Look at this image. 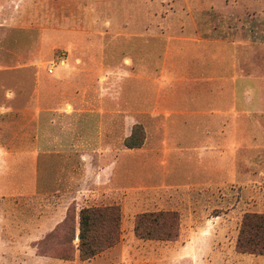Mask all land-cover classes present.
<instances>
[{"label":"rangeland","instance_id":"374dc122","mask_svg":"<svg viewBox=\"0 0 264 264\" xmlns=\"http://www.w3.org/2000/svg\"><path fill=\"white\" fill-rule=\"evenodd\" d=\"M188 22L214 42L169 44ZM207 70L220 74L221 111L180 137L204 155L162 156L154 142L185 129L179 114L168 124L165 99L212 85ZM261 89L264 0H0V264H264L236 249L245 213L264 212ZM136 124L149 153L125 146ZM107 205L120 240L82 260L79 212ZM152 211L176 212L174 240L136 234Z\"/></svg>","mask_w":264,"mask_h":264},{"label":"trees","instance_id":"16d2710c","mask_svg":"<svg viewBox=\"0 0 264 264\" xmlns=\"http://www.w3.org/2000/svg\"><path fill=\"white\" fill-rule=\"evenodd\" d=\"M143 127L136 124L125 139L128 148L144 144ZM176 212H144L136 220L135 232L140 238L174 240L178 233ZM79 233H76V229ZM120 209L116 205L83 207L79 212V225L73 227L71 241L78 239L79 257L89 260L120 240ZM236 249L240 253L264 255V212L245 213L238 234Z\"/></svg>","mask_w":264,"mask_h":264},{"label":"crops","instance_id":"0c3cea01","mask_svg":"<svg viewBox=\"0 0 264 264\" xmlns=\"http://www.w3.org/2000/svg\"><path fill=\"white\" fill-rule=\"evenodd\" d=\"M173 13H177V12H171L167 17H164V18L165 19L166 18L171 19V16H173ZM150 17H152V19H154V20H157L158 18L163 17V16L160 14L158 16L153 14L152 16L150 15ZM154 24H155L154 26H156V25H158V22L155 21ZM191 24H192L191 22H188V25H190V28L187 29L185 27L187 30V34H185V36H182V37H173L172 36L171 38H169L168 43L172 44L171 42L175 41V39L176 40H182V41H185L188 43H194V44H197L201 41L208 42L210 40V39H206V38H201L200 36H198L196 34V32H193V34L188 33L192 29ZM138 27H139V25L134 22L129 26L128 29L136 30ZM195 27H193V28H195ZM152 29H154V28H152ZM169 29L171 32H173L174 27L170 26ZM123 34H125V33L123 32ZM129 34H130V36H135L136 32L135 31L129 32ZM195 34L197 36H195ZM210 41H212V40H210ZM212 42H214V41H212ZM204 58H207V57H204ZM233 65L235 66V71H234L235 75L233 77L236 78V71H237L236 70V66H237L236 60H234ZM206 72L209 75V77L212 78V81H211L213 83L212 85L206 86L207 88H205V89L203 88V89H201V91H197V90L196 91H190L188 93V96H185V97H181L180 95H177V93H174L175 95L170 93V95H168L167 98L165 99L164 107H165V111H166V118L168 120V124H169V116L179 114V115H181L180 124L183 125L185 127V129L184 130L183 129H174L171 132H167V135L165 136V138L161 142H159V144H156V142H154V145L157 149H159V146L163 147V150H162L163 154L161 153L162 156L170 157L173 154L180 156L181 153H183L184 151H187L188 153H191V154H195V153L199 154L201 152L200 154L202 156L204 155V153H203L204 149L202 148L203 147L202 145H201V149H199L200 147H198L197 144H195V143H192V144L187 143L183 147L180 137L183 136L185 132H186L187 136L189 137V139L191 137L196 138L200 134L199 127L205 126L206 121H205V118L203 116L199 117V115L206 113V111H204L205 109H207L208 112H212L213 115L218 114L217 112L221 111V107H220V95L222 93L221 86L219 85V83L217 85H214L216 78H217L218 82L220 81V74L214 70L213 71L207 70ZM197 75L198 74L196 73V71H193V73H191V75L189 77L198 78ZM240 88L237 87V85L235 84L232 88L229 89V92L230 93L232 92V95H233L232 97H233L234 101H236L234 99V95L236 98V94H238V92L242 93V90H241L242 88L241 89ZM243 92L246 94L247 93L251 94V93H253V90L249 89V88H245V89H243ZM150 93H151V91L149 92V94ZM259 93L264 94V90L261 89ZM203 94H211L212 97H209V99L205 98V99L201 100V104H200L199 103V101H200L199 96L203 95ZM156 96H158V94ZM150 97H151V95H150ZM154 99H156V97H153V99L150 100L149 108H152V106L156 105V104H154V105L152 104L154 102ZM137 104H138L137 95H135L133 108H137ZM206 104H207V107H205ZM160 106L161 105L156 106V107L158 108ZM184 110L187 111L185 114H188L189 116L184 115L185 117H182V114H184V112H183ZM216 120L217 119H215V116H214V122H212L213 125L218 124V122L215 123ZM191 127H194V128H191ZM146 132H147L146 141H145L144 145L138 149V151L149 153V151L151 152V150H152L149 148L151 146L150 143L152 144L153 142H150L151 137H150V133H149L150 131L148 128H146ZM156 145H159V146H156ZM177 145H180V146H177ZM192 244H193V239L190 242H188L184 247H182L181 251L183 250L184 253H189L193 249V246H191ZM257 258H258V260H263L264 255H257Z\"/></svg>","mask_w":264,"mask_h":264},{"label":"built area","instance_id":"2783aa9c","mask_svg":"<svg viewBox=\"0 0 264 264\" xmlns=\"http://www.w3.org/2000/svg\"><path fill=\"white\" fill-rule=\"evenodd\" d=\"M50 71L53 72V68H51Z\"/></svg>","mask_w":264,"mask_h":264}]
</instances>
